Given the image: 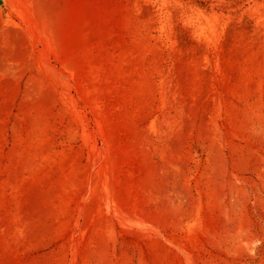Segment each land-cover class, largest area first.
<instances>
[{
	"label": "rangeland",
	"instance_id": "1",
	"mask_svg": "<svg viewBox=\"0 0 264 264\" xmlns=\"http://www.w3.org/2000/svg\"><path fill=\"white\" fill-rule=\"evenodd\" d=\"M0 264H264V0H0Z\"/></svg>",
	"mask_w": 264,
	"mask_h": 264
}]
</instances>
